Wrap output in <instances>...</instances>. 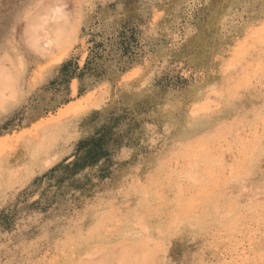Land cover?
Wrapping results in <instances>:
<instances>
[{"label": "rangeland", "instance_id": "obj_1", "mask_svg": "<svg viewBox=\"0 0 264 264\" xmlns=\"http://www.w3.org/2000/svg\"><path fill=\"white\" fill-rule=\"evenodd\" d=\"M1 13L29 18L37 75L72 54L60 88L86 75L90 89L27 131L55 121V144L27 141L43 163L0 162V264H264V112L244 107L264 85V0H26ZM14 151L2 144L0 160ZM234 187L251 211L241 195L217 217L214 194ZM179 230L190 248L173 259L163 243Z\"/></svg>", "mask_w": 264, "mask_h": 264}, {"label": "crops", "instance_id": "obj_2", "mask_svg": "<svg viewBox=\"0 0 264 264\" xmlns=\"http://www.w3.org/2000/svg\"><path fill=\"white\" fill-rule=\"evenodd\" d=\"M26 0H0L1 4L24 3ZM4 21V29L0 31V142L9 144L14 147L15 151L4 156L5 160H0L1 163H9L17 165L21 169L26 168L29 164L43 163L39 156L31 162H28L29 150L33 148L28 145L27 141L32 140L39 142H53L55 144V121L50 123L45 133L39 132V136L34 139H29L27 131L41 124L44 126L50 117L55 116V107L61 108L70 103L75 102L86 95L90 88L84 89L88 85L86 75L69 78L68 90L59 86L62 83V78L66 75V70L72 54L64 57L60 62L48 65L37 75L38 69L43 65V61L28 44V17H16L6 22L5 13L0 15ZM74 61H77L74 57ZM85 59H83V62ZM77 70H80L79 61L75 64ZM83 89V90H82ZM83 91V95L80 94ZM244 107L248 112L259 110L264 112V85L259 88L251 89L245 94ZM63 100L62 103H60ZM71 130V127L69 128ZM55 151V150H54ZM55 166V158L48 164L47 168ZM11 170V169H10ZM8 173V172H7ZM264 174V170L262 172ZM3 174H6L4 171ZM13 174V173H12ZM119 173L116 175L111 173V179L120 178ZM118 176V177H117ZM4 177V175L2 176ZM2 177L0 180H2ZM251 179V175L244 177ZM264 179V178H263ZM119 188L111 184V187H103L102 191L107 196L118 195ZM237 188H222L220 193L214 194L219 198H214L213 205L217 208L219 218L226 217L227 207L234 206L237 197L241 195L247 196L243 201V207L240 208L244 212L251 211V196L244 191H236ZM227 196V198H226ZM234 211V209H233ZM197 227L193 221L174 222L170 228L187 229ZM173 234V235H172ZM171 238L164 241V253L173 259H182L185 253L189 251L190 245L185 240L187 234L181 230L170 233Z\"/></svg>", "mask_w": 264, "mask_h": 264}, {"label": "bare ground", "instance_id": "obj_3", "mask_svg": "<svg viewBox=\"0 0 264 264\" xmlns=\"http://www.w3.org/2000/svg\"><path fill=\"white\" fill-rule=\"evenodd\" d=\"M53 39V38H52ZM53 41V40H52ZM47 43L50 45L51 44V39L50 38H47ZM46 141L45 140H40L39 142H35V148L36 147H38V146H41V145H43L44 143H45ZM4 142H0V146L3 144ZM39 150V149H38ZM42 151H44L45 152V148L44 149H42ZM37 155H36V152H34V153H32L31 154V157H36ZM32 161V160H31ZM3 176V174L1 173V171H0V178ZM3 178V177H2ZM132 247V246H131ZM133 248H135V247H133ZM123 258V257H122ZM121 257L120 258H118V260H119V263H125V262H122L123 261V259H122ZM120 259H121V262H120ZM99 260L101 261V258H99ZM125 261V260H124ZM118 262V261H117ZM127 262V261H126ZM135 263V262H134ZM137 263V262H136ZM127 264V263H126ZM129 264V263H128ZM131 264V263H130Z\"/></svg>", "mask_w": 264, "mask_h": 264}]
</instances>
